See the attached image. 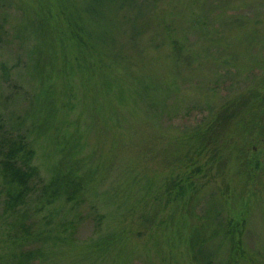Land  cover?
Listing matches in <instances>:
<instances>
[{"label": "rangeland", "instance_id": "rangeland-1", "mask_svg": "<svg viewBox=\"0 0 264 264\" xmlns=\"http://www.w3.org/2000/svg\"><path fill=\"white\" fill-rule=\"evenodd\" d=\"M92 1L0 0V135L24 138L35 167L13 207L0 176V264L31 254L28 264H208L189 248L192 229L201 226L206 236L221 232L206 248L214 251L209 264H225L231 244L218 222L243 212L235 238L244 253L234 254V263L264 264V140L257 128L225 144L220 161L181 197L164 191L180 176L177 159L194 143L186 138L194 127L203 129L227 104L242 115L237 103L249 91L264 96V62L251 65L254 55L264 60V0H153L143 11L127 4L114 11L122 0H103L105 9ZM61 4L96 11L92 21L82 14L88 30L107 33L104 49L114 56L107 76L123 77L136 94H115L113 85L103 94L98 67L77 69L76 48L57 37L68 34L76 11L61 16ZM43 18L56 34L41 29ZM84 56L90 65L99 57ZM2 64L10 68L7 81ZM60 94L65 125L56 137L50 126L58 118L51 120L47 108ZM45 118L48 128L37 130ZM237 119L226 132L240 125ZM70 166L80 193L69 199L73 187L61 184L47 202L52 182ZM207 211L214 217L208 223ZM108 238L115 242L107 251L87 246Z\"/></svg>", "mask_w": 264, "mask_h": 264}, {"label": "trees", "instance_id": "trees-1", "mask_svg": "<svg viewBox=\"0 0 264 264\" xmlns=\"http://www.w3.org/2000/svg\"><path fill=\"white\" fill-rule=\"evenodd\" d=\"M152 1L153 0H122L121 4L115 6L114 11L121 10L123 6L126 4L132 5L136 9L138 8L140 11L152 10L154 8L152 5ZM68 5L69 4H67L66 7H64L63 4H61V8H60V13L62 10L61 16L66 14L65 10L69 11L71 9H74L76 12L75 14L71 13L73 16L71 20H69L67 23L68 24L67 28L69 31L68 34H65L64 37L62 36L59 37V35L57 37L60 39V41L71 42V44L74 45V48H76L77 50L76 53H78L79 55L77 56L75 53V57H77L75 58L77 62V66L79 65L77 69L78 70L81 69L82 67L81 65L83 64H86L87 67H89L88 70H90L91 68L93 70L94 69L97 70V68L92 67L94 65H95L94 67H98L97 72L100 71L102 77H104V80L99 83L100 91L103 92V94H108L112 92L109 90L110 85L118 87V90L116 91L115 94H127L128 91L130 92L128 94H134V93L136 94L137 91L135 92V90H133L131 86H129L128 84H126L127 86H125L124 84L125 79L123 77L120 76V78L117 77L113 79L110 76H107V74L109 73L108 69L110 66L113 65L112 61H114L113 54L110 55V53L105 51L104 49V44L108 40L105 38L107 33L102 30V32L99 31L98 34H95L94 31L88 30L87 28L88 23L87 24L84 23L83 14H82V13L87 14L86 17L89 18V21H92V19L94 20L96 19V17L95 18L93 17V16H96L95 15L96 11H93L94 13L93 15H89L91 13L90 7L88 9L85 8L83 10L81 9L79 10L75 6L68 7ZM92 5H95V6L98 5V7L100 8L102 7L105 9V4L103 0H93ZM45 15L46 14L43 13V16ZM98 17H101V16H98ZM43 19L40 20V24H39L41 26V29H44L45 31H48V30L50 31L51 29H53L54 31H56L54 28H51L49 21L47 23L45 22L46 19L49 20L48 17H46V19L45 18ZM254 23L256 25L259 24V22H254ZM203 25L205 26L204 23ZM50 32L52 36L56 34V32L55 33H53L52 31ZM258 32L259 30L257 31V29H254L252 31V34L250 36L251 44L254 43L255 45ZM207 34L208 33L206 31H203V35H202L203 38H206ZM213 40L214 39H212V41ZM171 46H172V50L174 51L179 52L181 50V43L177 39H174L171 41ZM260 47L264 49V43H262ZM62 52L65 53L64 51ZM85 53L86 54L88 53L92 57H95L98 54L99 57L98 58L95 57V60L93 61V65H90V63H88L87 60L83 59V57H85L84 56ZM102 55H104L105 61L102 60L103 58ZM260 62H264V60H261L260 58H257L256 55H254L251 65L253 64L258 65ZM222 63L227 65V61H223ZM102 70H104V72H102ZM9 72H10V68L2 64L1 73H2V78L4 81L8 80ZM84 81H85V84H83L84 86L82 90L86 91L88 87L86 84V80ZM63 86L64 88L62 92H65L67 90V84L66 85L64 84ZM247 94L249 95H244L240 97L241 99L238 100L239 102L237 103V105H239L238 107H242L241 109H239V111H243L242 115L241 113L239 114L234 110H229L228 105L230 104H227L225 106H221L218 112L212 115L211 117L212 122H210L209 124H206V126L203 127V129H200V126H197V127H194L189 132L188 136L186 137L187 141L192 140L194 142L193 144L194 145L197 144V145L194 146L192 142H190L189 145L190 144L191 145L189 146L188 150H186L185 154H183L181 157H178L177 160L179 162L178 168L180 169V173H179L180 176H178V179L176 177L170 179L169 180L170 182L165 184L164 186L165 193H167L168 195H172V193H174L172 196L176 198L181 197V195H183L184 192L186 193L189 190V188L193 186V181H194L193 179L197 175H203L206 169L211 168L213 162L220 161L221 159L220 157L223 154V150H225L224 148L225 144H227L230 140L235 139L236 136L243 137L246 133L253 132V129L257 128L259 134L262 135V138L264 140V96L261 94H258L256 91H249ZM64 95L65 94H60V96H57V97H55L54 95L52 99V103L47 108L49 109L48 113H50L49 118L53 116V119L51 118V120L54 121L56 120V117L58 118L57 122L56 123L52 122V125L50 126L54 130L53 136H56V137H57L56 134H58L65 125V119L62 116V114L63 115L66 114L64 110L66 106L65 98L63 97ZM83 97H84L83 98L84 100L82 104H83V109H84L85 106L89 107V104H88L89 99L86 98L84 94H83ZM57 101L60 102L59 107L55 108L54 105ZM163 103L164 102L161 101V104H160L161 106H159V109L163 107ZM154 106H157V105L151 104L152 108ZM56 109H58V111H56ZM154 109L156 108L154 107ZM87 110L90 111L89 108H86V111ZM57 112L58 114H56ZM234 117L235 119L237 117L238 119L242 118V120L239 121L240 125H238L236 129L233 130V132L232 131L226 132L224 128L227 125V122L231 118H234ZM49 118H45V120L42 121L43 123L37 126V130L42 129V128L43 129L48 128L43 125L46 123L47 119ZM63 132L64 131H62V133ZM9 133L10 132H8L7 135H4V134L0 135V156H1L0 157V176L8 185V189H9L8 202L10 206L13 207L14 205L20 204L23 201L22 199L28 192L30 188L29 182H30V179L32 178V175H34L35 167L31 165L30 163L33 152L30 149H28L26 142H24V138L17 136V135H12V134L10 135ZM60 136L62 135L60 134ZM194 147H196V149L192 152ZM204 157H206L205 160L203 161L202 164H200V161ZM63 159L64 161H66L65 155ZM257 164L258 162L254 161V165H257ZM72 166L68 167V169L65 171H61L60 175L58 176L59 178L55 179L52 182V186L54 187V189L50 191V196L52 198H49V199L47 198L48 199L47 202H52L53 201L52 199L55 196H57V193H59L58 189L61 184L66 186V188L73 187V191H72L73 193L69 194V199L76 198L77 195L80 193L81 188L77 186L78 182L70 178L71 176H74L73 173H75ZM196 192L197 191H195V193ZM207 212L208 213L206 215L207 217L206 223L214 219V217H210L209 215L210 212L209 211ZM245 213L246 212H243L241 217H239L238 215V218L234 217L233 220L232 219L227 220L226 222L225 220H223V218H220L218 222L219 229L224 228L222 230V232L224 233L223 234L224 239L228 237L229 242L231 244L228 257H226L225 264L234 263V260H233L234 254H237L239 257L243 256L244 251L241 247V240H236L235 235L238 233L239 225H243L245 221ZM201 228H203V226H201ZM201 228L194 227L192 229L193 232L191 233V236L189 239V248H190V251H193L192 257L195 261L197 259V257H195V254L196 255L198 254L200 255L201 259L204 262L209 264V262L211 261V258L214 257V254H213L214 251L208 252L206 245L209 241L214 239L221 232L213 230V232H211L209 236H206L204 235V232ZM113 241L114 239L108 238L106 241L99 243L98 245L96 244V246L91 245V244L87 246L88 248L91 247L92 250H95V251L96 250H99V251L106 250L107 251L108 250L107 248L111 245ZM32 256H33L32 254L28 256H24V258H21L18 256V259L16 260V264H28L29 259ZM234 264H237V263H234Z\"/></svg>", "mask_w": 264, "mask_h": 264}]
</instances>
